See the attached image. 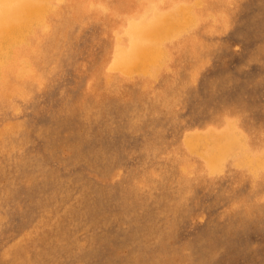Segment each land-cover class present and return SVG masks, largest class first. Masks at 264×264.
<instances>
[{"label": "rangeland", "instance_id": "rangeland-1", "mask_svg": "<svg viewBox=\"0 0 264 264\" xmlns=\"http://www.w3.org/2000/svg\"><path fill=\"white\" fill-rule=\"evenodd\" d=\"M80 1L29 23L37 75L0 98V264H264V0ZM162 12L194 19L142 37Z\"/></svg>", "mask_w": 264, "mask_h": 264}, {"label": "bare ground", "instance_id": "bare-ground-1", "mask_svg": "<svg viewBox=\"0 0 264 264\" xmlns=\"http://www.w3.org/2000/svg\"><path fill=\"white\" fill-rule=\"evenodd\" d=\"M51 0H0V98L2 99V98H6V97H8L9 96V94H14V95H16L17 96V94H22L24 91H23V89H25L24 88V86L21 84V81L23 80V78H25V77H28V76H36L37 75V72H36V68H35V62L39 59V57L41 56V53H42V51H43V48H42V43H41V41L40 42H38L37 44H35L34 43V41H35V39H36V37H37V35H36V33L34 32V30L32 29V26H31V29L29 30V23L31 22V21H36V23L38 24H40V25H44L45 26V29H46V31L45 32H48L50 29H51V25H53V23L51 22V20H53L54 19V17H56V16H60V11H63V10H58L59 9V7H58V9L50 2ZM72 1V0H71ZM78 1H80V0H78ZM90 1V0H89ZM88 1V2H89ZM96 1V0H95ZM124 1V0H123ZM144 2H146V1H148V2H150L151 4H153V3H155V1L156 0H143ZM199 1V0H198ZM203 1V0H202ZM75 2V1H74ZM81 2V1H80ZM83 2H85V1H83ZM87 2V1H86ZM91 2H92V0H91ZM133 2V1H132ZM182 2V1H181ZM181 2H179V4H181ZM195 2V1H194ZM70 3V2H69ZM69 3H68V5H69ZM95 3H97V2H95ZM196 3V2H195ZM194 3V4H195ZM71 4V3H70ZM105 4H106V2H105ZM124 4H125V2H124ZM136 4H137V2H136ZM183 4V3H182ZM186 4V3H185ZM58 5V4H57ZM68 5H65V6H68ZM90 5H91V3H90ZM94 5V4H93ZM102 5H104V4H102ZM149 5V4H148ZM156 6H158V4H155ZM190 5V4H189ZM196 5V4H195ZM195 5H193V7H194V11H197V10H195ZM64 6V7H65ZM72 6V5H71ZM95 6V5H94ZM93 6V7H94ZM107 6V5H106ZM109 6V5H108ZM107 6V7H108ZM121 6H123V5H121ZM139 6V5H138ZM154 6V5H153ZM62 7V6H61ZM63 7V8H64ZM70 7V6H69ZM185 7V6H184ZM186 7H187V4H186ZM191 7V6H190ZM193 7H191V8H193ZM198 7H200L199 5H198ZM201 7H203V5H201ZM200 7V8H201ZM67 8V7H66ZM70 8H72V7H70ZM96 8V7H95ZM109 8V7H108ZM107 8V9H108ZM118 7H116V9H117ZM124 8V7H123ZM122 8V9H123ZM135 8V7H134ZM137 6H136V11H137ZM146 8V7H145ZM148 8V7H147ZM153 8H155V7H153ZM178 8V7H177ZM182 8V7H181ZM62 9V8H61ZM74 9V7L72 8V10ZM82 9V8H81ZM89 9H91L90 7H89ZM97 9V8H96ZM106 9V8H105ZM121 9V8H120ZM126 9L127 8H125V11H126ZM141 9V8H140ZM186 9V8H185ZM199 9V8H198ZM66 10H69V8L68 9H66ZM83 10V9H82ZM81 10V12H83ZM94 10V9H93ZM92 10V11H93ZM111 10V9H110ZM110 10H108V11H110ZM118 10V9H117ZM128 10V9H127ZM142 10V9H141ZM174 10H176V8L174 9ZM178 10V9H177ZM187 10V9H186ZM188 10L190 11V9L188 8ZM187 10V11H188ZM71 11V10H70ZM90 11V10H89ZM121 11H123V10H121ZM135 11V12H136ZM144 11H145V9H144ZM172 11V10H171ZM179 11V10H178ZM178 11H176V13L178 12ZM188 11V13L189 14H191L190 12ZM193 11V10H192ZM198 11H200V13L201 12H203L202 10H198ZM72 12V11H71ZM106 12H107V10H106ZM114 12V11H113ZM124 12V11H123ZM142 12V11H141ZM140 12V13H141ZM180 12V11H179ZM178 12V13H179ZM63 13V12H62ZM67 13H68V11H67ZM96 13H97V11H96ZM108 13V12H107ZM120 13V12H119ZM119 13H117V14H119ZM134 13V12H133ZM150 13V12H149ZM165 13V12H164ZM172 13V12H171ZM170 13V14H171ZM176 13H174L173 12V14H175L176 15ZM177 13V14H178ZM193 13H197V12H193ZM199 13V14H200ZM204 13V12H203ZM238 13V12H237ZM69 14V13H68ZM94 14H95V12H94ZM93 14V15H94ZM144 14H147V12L145 13L144 12ZM151 14V13H150ZM161 14V13H160ZM170 14H163V12H162V16L163 15H165L164 17H157V18H155L154 19V22L152 23V24H148V22H144V24H148L147 25V27H145L144 26V28H141L140 29V35H142V37L144 36H149V37H151L152 38V40H153V38H156L157 39V41H158V38L159 37H163V35H166V34H168V33H170L172 36H178V34H179V32H180V30H182V26H183V21H185V23H186V20H191L192 19V16L191 15H183V16H187L188 17V19H182L183 21H179L176 17H175V20L177 19L179 22H177V21H175L174 19H173V17H172V15H170ZM179 14H181V13H179ZM178 14V15H179ZM198 14V16H200ZM205 14V13H204ZM224 14V13H223ZM61 15H63V14H61ZM85 15V14H84ZM83 15V16H84ZM88 15V14H87ZM92 15V16H93ZM101 15V14H100ZM104 15V14H103ZM106 15V14H105ZM130 15L131 14H129V18H132V17H130ZM135 15V14H134ZM175 15H173V16H175ZM193 15V14H192ZM65 16V15H64ZM67 16V15H66ZM82 16V17H83ZM86 16V15H85ZM97 16H98V14H97ZM106 16H108V15H106ZM105 16V17H106ZM128 16V15H127ZM133 16V15H132ZM147 16V15H146ZM149 16V15H148ZM196 16V15H195ZM202 16V15H201ZM200 16V18L199 19H202V20H204L202 17ZM69 17V16H68ZM89 17H90V13H89ZM95 17V16H94ZM143 17V16H142ZM115 18V17H114ZM119 18V17H118ZM136 18V17H135ZM83 19H85L84 17H83ZM138 19V18H137ZM194 19V18H193ZM192 19V20H193ZM196 19H197V17H196ZM198 19V20H199ZM82 20V19H81ZM120 20V19H119ZM128 20V19H127ZM133 19H131V21H132ZM145 20V19H144ZM198 20L196 21V20H194V21H196V22H198ZM54 21V20H53ZM200 21V20H199ZM119 22V21H118ZM122 22V21H121ZM133 22V21H132ZM135 22V21H134ZM133 22V23H134ZM138 22V21H137ZM35 22H34V24H36ZM69 23V22H68ZM106 23H107V21H106ZM111 23V22H110ZM124 23V22H123ZM188 23V22H187ZM189 23H191V22H189ZM193 23V22H192ZM191 23V24H192ZM131 24V23H130ZM109 25V24H108ZM116 25L118 26V24H117V22H116ZM137 25V24H136ZM186 25H188V24H186ZM36 26V25H35ZM34 26V27H35ZM39 26V25H38ZM113 26V25H112ZM126 26V25H125ZM109 27H111V26H109ZM104 28V27H103ZM118 28V27H117ZM135 28H137L136 26H135ZM35 29V28H34ZM42 29H44L43 27H42ZM55 29V28H54ZM64 29V28H63ZM130 29V28H129ZM108 30V29H107ZM132 30V29H131ZM138 31H139V29H137ZM135 31V30H134ZM137 31V33H139ZM107 32H109V30L107 31ZM129 32H131V31H129ZM133 32V31H132ZM40 33V32H39ZM42 33V32H41ZM125 33H127V32H125ZM134 33V32H133ZM132 33V34H133ZM42 34H44V33H42ZM170 34H168V36L170 35ZM41 35V34H40ZM126 35V34H125ZM130 35H131V33H130ZM135 34H133V36H134ZM44 36V35H43ZM122 36V35H121ZM79 37V36H78ZM125 37V36H124ZM130 37V36H129ZM141 37V36H140ZM141 37V38H142ZM166 37V36H165ZM39 38H41V37H39ZM123 38V37H122ZM128 38V37H127ZM132 38V37H131ZM171 38V37H170ZM80 39H82V38H80ZM144 39V38H143ZM145 39H146V37H145ZM148 39V38H147ZM156 39H154V40H156ZM163 40H164V38H162ZM122 40V39H121ZM121 40H119V41H121ZM129 40V39H128ZM131 40V39H130ZM138 40V39H137ZM137 40H135L134 41V45H135V43H136V41ZM149 40H150V38H149ZM165 40H167V38L165 39ZM78 41V40H77ZM87 41V40H86ZM123 41V40H122ZM121 41V43H123ZM140 41V40H139ZM160 41V40H159ZM133 42V41H132ZM193 42V41H192ZM139 44H140V46L142 47V45L141 44H143V42H138L137 43V46H139ZM127 46H128V44H126ZM133 45V47H135ZM144 45V44H143ZM182 45H184L183 43H182ZM194 46H195V44H193ZM193 45H192V47H193ZM68 46V45H67ZM105 46V45H104ZM113 46V45H112ZM125 46V45H124ZM130 46V45H129ZM109 47V46H108ZM108 47H106V48H108ZM143 47H145V46H143ZM147 47V46H146ZM152 47V46H151ZM150 47V48H151ZM190 47V49H191V46H189ZM122 48V47H121ZM153 48V47H152ZM151 48V49H152ZM132 48H130V50H131ZM135 49V48H134ZM138 49H142V48H138ZM154 49V48H153ZM75 50V49H74ZM103 50V49H102ZM115 50V49H114ZM121 50V49H120ZM130 50H128V51H130ZM136 50V49H135ZM135 50H133V51H135ZM168 50V49H167ZM122 51V50H121ZM126 51V50H125ZM150 51V50H149ZM169 51V50H168ZM137 53H139V51H136ZM165 52V51H164ZM130 53V55H131V58H132V54H134V52L132 53V52H129ZM142 55H145L146 54V57H148L149 59H153V62H157V60L156 61H154V59L156 58L157 59V57H160V56H162L163 55V53H162V49H160L159 47L158 48H156V49H154L153 51H150V52H148V50H146L145 48H143V50H142ZM144 53V54H143ZM166 53V52H165ZM169 53V52H168ZM168 53H167V55H168ZM112 54V53H111ZM116 54V53H115ZM122 54V53H121ZM77 55V54H76ZM129 55V56H130ZM167 55H166V57H167ZM65 56V55H64ZM125 56V55H124ZM136 56V55H135ZM165 55H163V57H164ZM180 56V55H179ZM117 57V56H116ZM137 57V56H136ZM142 57V56H141ZM140 57V58H141ZM165 57V58H166ZM115 58V57H114ZM122 57H120V60H124V59H121ZM137 58H139V57H137ZM162 58V57H161ZM160 58V59H161ZM169 58V57H168ZM119 59V58H118ZM128 59H130V58H128ZM160 59H159V61H160ZM169 60V59H168ZM58 61V60H57ZM116 61V60H115ZM130 61V63L128 62H125V63H127V64H129V65H123V64H118V65H121V66H118V69L120 68V69H125V71H127L128 73H133V74H136V73H134L133 71H137L138 70V72L140 73V68L141 69H143L142 67H144V66H146V64H148V62H146V61H143V58H141V59H139V60H129ZM152 61V60H151ZM42 62V61H41ZM49 62V61H48ZM54 62V61H53ZM120 62V61H119ZM118 62V63H119ZM161 62V63H160ZM159 63L160 64H157L158 66L160 65L161 66V64L162 63H165V61H163V59H161V61H160ZM124 63V62H123ZM132 63V64H131ZM152 63V62H151ZM112 64V63H111ZM110 64V65H111ZM116 64V63H115ZM153 64V63H152ZM173 64V63H172ZM113 65V64H112ZM111 65V66H112ZM149 65H150V63H149ZM148 65V66H149ZM115 66V65H114ZM113 66V67H114ZM152 67V66H151ZM157 67V66H156ZM112 68V67H111ZM148 69H150L149 67H147ZM153 68V67H152ZM159 68V67H158ZM147 69V70H148ZM144 70V69H143ZM141 71L142 73H144V71ZM151 70V69H150ZM111 71V70H110ZM117 71H119V70H117ZM122 71V70H121ZM125 71H123V72H125ZM147 72V71H146ZM50 73V72H49ZM56 73V72H55ZM148 73H150V72H148ZM146 74V73H145ZM151 74H152V72H151ZM43 75V74H42ZM131 75V74H130ZM145 76V75H144ZM46 78V77H45ZM114 78V77H113ZM107 80V79H106ZM112 83V82H111ZM34 85V84H33ZM116 85V84H115ZM139 85V84H138ZM108 86V85H107ZM117 86V85H116ZM48 88V87H47ZM60 90V89H59ZM25 91L27 92V90L25 89ZM148 93V92H147ZM27 94V93H26ZM25 93H24V95H26ZM60 94V93H59ZM146 94V93H145ZM23 95V94H22ZM24 95H23V97H24ZM65 95V94H64ZM13 96V95H12ZM11 96V97H12ZM26 96H28V95H26ZM25 96V97H26ZM18 97V96H17ZM155 98H156V96H155ZM7 99V98H6ZM5 99V100H6ZM13 100H14V98H12ZM148 100V99H147ZM6 101H8V100H6ZM11 101V100H10ZM86 101H88V100H85V102ZM3 102V101H2ZM91 102V101H90ZM144 102H146V101H144ZM159 102H161V101H159ZM4 103V102H3ZM65 103V102H64ZM71 103V102H70ZM88 103V102H87ZM148 103H150V102H148ZM1 104V103H0ZM28 104V103H27ZM73 104V103H72ZM159 104V103H158ZM4 105V104H3ZM44 106V105H43ZM82 106V105H81ZM100 106H101V104H100ZM104 106V105H103ZM24 107V106H23ZM102 107V106H101ZM144 107V106H143ZM150 107V106H149ZM104 108V107H103ZM29 109V108H28ZM58 110V109H57ZM56 110V111H57ZM82 110V109H81ZM121 110V109H120ZM152 110V109H151ZM59 112V111H58ZM73 112V111H72ZM13 113V112H12ZM98 113V112H97ZM141 113V112H140ZM37 114V113H36ZM92 114V113H91ZM132 115V114H131ZM142 115V114H141ZM140 115V116H141ZM84 116H86V115H84ZM99 116V115H98ZM147 116V115H146ZM136 117V116H135ZM90 118V117H89ZM97 118V117H96ZM127 118V117H126ZM139 118V117H138ZM8 119V118H7ZM13 120V119H12ZM137 120V119H136ZM21 121V120H20ZM94 122V121H93ZM98 123V122H97ZM138 124V123H137ZM23 126V125H22ZM21 126V127H22ZM88 127V126H87ZM3 128V127H2ZM20 128V127H19ZM209 128H211V127H209ZM6 129V132L8 131V127L6 126L5 128H3V129H0V140L2 139V138H4L3 136H4V130ZM130 129V128H129ZM208 129V128H207ZM206 130V129H205ZM132 131V130H131ZM207 131V130H206ZM195 132H197V131H195ZM210 132V131H209ZM37 133V132H36ZM87 133V132H86ZM54 134V133H53ZM16 135V134H15ZM156 135V134H155ZM21 137H22V134L20 135ZM87 136V135H86ZM204 136V135H203ZM19 137V136H18ZM202 137V136H201ZM57 138V137H56ZM156 138V137H155ZM47 139H48V137H47ZM208 139V138H207ZM20 140V139H19ZM193 140V139H192ZM215 140H216V144H215V146H214V149H213V151H214V154H223L224 153V150H225V148L228 146V144H229V141L228 140H226V139H224L223 138V136H218V137H216L215 138ZM11 141V140H10ZM9 141V142H10ZM17 141V140H16ZM199 141V140H198ZM197 141V142H198ZM14 142V141H13ZM19 143V142H18ZM95 143V142H94ZM99 143V142H98ZM97 143V144H98ZM191 143V142H190ZM196 143V142H195ZM20 144V143H19ZM96 145V144H95ZM25 146V145H24ZM94 146V145H93ZM97 146V145H96ZM5 147V146H4ZM122 147V146H121ZM145 147V146H144ZM192 147V146H191ZM62 148V147H61ZM102 148V147H101ZM106 148V147H105ZM153 148V147H152ZM193 149H195L194 147H193ZM5 150V149H4ZM110 150H112V149H110ZM156 150V149H155ZM160 150V149H159ZM9 151V150H8ZM114 151V150H113ZM115 151H117V150H115ZM195 151V150H194ZM3 152V151H2ZM104 152V151H103ZM199 152V151H198ZM203 152V151H202ZM19 153H20V151H19ZM118 153V152H117ZM140 153V152H139ZM3 154V153H2ZM38 154V153H37ZM36 154V155H37ZM102 154V153H101ZM148 154V153H147ZM150 154V153H149ZM153 154V153H152ZM194 154V153H193ZM199 154V153H198ZM203 154H204V152H203ZM205 155V154H204ZM203 155V156H204ZM146 156V155H145ZM220 156H223V155H220ZM34 157V156H33ZM96 157V156H95ZM104 157H106V155L104 156ZM118 157V156H117ZM116 157V158H117ZM24 158V157H23ZM25 158H27V157H25ZM30 158V157H29ZM28 159V158H27ZM61 159V158H60ZM113 159V158H112ZM213 159H215V158H213ZM5 160H8V159H5ZM25 160V159H24ZM106 160V159H105ZM212 160V159H211ZM10 161V160H9ZM21 161H23V160H21ZM30 161V160H29ZM6 162V161H5ZM8 162V161H7ZM107 162V161H106ZM118 162V161H117ZM95 164V163H94ZM114 164V163H113ZM16 165V164H15ZM13 166V165H12ZM98 166V165H97ZM96 167V166H95ZM20 168V167H19ZM97 168V167H96ZM99 168V167H98ZM23 169V168H22ZM65 169V168H64ZM130 169V168H129ZM216 169V168H215ZM6 170H8V169H6ZM57 170V169H56ZM26 171V170H25ZM22 172V171H21ZM35 172V171H34ZM192 172V171H191ZM20 173V172H19ZM33 174V173H32ZM20 176V175H19ZM26 176V175H25ZM14 177V176H13ZM31 177H33V176H31ZM30 178V177H29ZM3 179V178H2ZM11 179H12V177H11ZM20 179V178H19ZM125 179V178H124ZM16 180V179H15ZM148 180V179H147ZM78 181V180H77ZM88 181V180H87ZM24 182H25V180H24ZM76 182V181H75ZM15 184V183H14ZM82 184V183H81ZM158 185V184H157ZM100 186V185H99ZM152 186V185H151ZM129 188V187H128ZM183 188V187H182ZM68 189V188H67ZM74 189V188H73ZM108 189V188H107ZM135 189V188H134ZM145 190V189H144ZM54 191V190H53ZM80 191V190H79ZM134 191V190H133ZM71 192H72V190H71ZM109 192V191H108ZM107 193V192H106ZM51 194V193H50ZM79 194V193H78ZM89 194V193H88ZM98 194V193H97ZM60 195V194H59ZM130 195H131V193H130ZM46 197V196H45ZM94 197V196H93ZM121 197V196H120ZM46 199V198H45ZM76 199V198H75ZM118 200V199H117ZM37 201V200H36ZM93 201V200H92ZM131 201V200H130ZM132 201H133V199H132ZM131 201V202H132ZM56 202V201H55ZM68 202V201H67ZM94 202V201H93ZM80 203V202H79ZM135 203V202H134ZM143 203V202H142ZM83 204V203H82ZM114 204V203H113ZM148 204V203H147ZM54 205V204H53ZM112 205V204H111ZM136 205V204H135ZM6 206V205H5ZM4 206V207H5ZM44 206V205H43ZM51 206H52V204H51ZM68 206V205H67ZM131 206V205H130ZM133 206V205H132ZM40 207V206H39ZM48 207V206H47ZM79 207V206H78ZM83 207V206H82ZM117 207H118V204H117ZM123 207V206H122ZM155 207V206H154ZM3 208V207H2ZM44 208V207H43ZM86 208V207H85ZM149 208V207H148ZM45 209V208H44ZM49 209V208H48ZM61 209V208H60ZM63 209V208H62ZM61 209V210H62ZM130 209H131V207H130ZM41 210H42V207H41ZM126 210V209H125ZM4 211V210H3ZM59 211V210H58ZM5 212V211H4ZM40 212V211H39ZM45 212V211H44ZM47 212V211H46ZM64 212V211H63ZM77 212V211H76ZM126 212V211H125ZM128 212V211H127ZM137 212V211H136ZM32 213H34V212H32ZM41 213V212H40ZM59 213V212H58ZM121 213V212H120ZM148 213V212H147ZM42 215H43V212L41 213ZM40 214V215H41ZM64 214H65V212H64ZM127 214V213H126ZM125 214V215H126ZM6 215V214H5ZM53 215V214H52ZM51 215V216H52ZM70 215V214H69ZM123 215V214H122ZM146 215V214H145ZM149 215V214H148ZM7 216V215H6ZM38 216V215H37ZM49 216V215H48ZM58 216V215H57ZM136 216V215H135ZM50 217V216H49ZM119 217V216H118ZM134 217V216H133ZM136 218H137V216H136ZM153 218V217H152ZM0 219H1V217H0ZM4 219V218H3ZM38 219H39V217H38ZM2 220V219H1ZM35 221V220H34ZM2 222V221H1ZM36 222V221H35ZM48 222V221H47ZM135 222V221H134ZM34 223V222H33ZM38 223V222H37ZM58 223V222H57ZM68 223V222H67ZM140 223H142V222H140ZM35 224V223H34ZM71 224V223H70ZM42 225H44V224H42ZM48 225V224H47ZM66 225V224H65ZM161 225V224H160ZM53 226V225H52ZM68 226V225H67ZM91 226V225H90ZM38 229V228H37ZM102 229V228H101ZM31 230H32V228H31ZM90 230V229H89ZM39 231V230H38ZM55 231V230H54ZM84 231V230H83ZM48 232H49V230H48ZM51 232V231H50ZM85 232V231H84ZM98 232V231H97ZM103 232V231H102ZM148 232V231H147ZM35 233H37V232H35ZM39 233V232H38ZM46 233V232H45ZM63 233V232H62ZM61 233V234H62ZM104 233V232H103ZM103 233H101V234H103ZM53 235V234H52ZM113 235V234H112ZM37 236V235H36ZM54 236V235H53ZM71 236V235H70ZM85 236V235H84ZM88 236V235H87ZM95 236H96V234H95ZM48 237V236H47ZM93 237V236H92ZM94 238V237H93ZM93 238L91 239L92 241H93ZM42 239V238H41ZM44 240V239H43ZM87 240V239H86ZM95 240V239H94ZM12 241V240H11ZM20 241V240H19ZM89 242V241H88ZM87 242V243H88ZM90 243V242H89ZM53 244H55V243H53ZM13 245V244H12ZM57 245H58V243H57ZM17 246V245H16ZM15 246V247H16ZM85 246V245H84ZM69 248V247H68ZM5 252V251H4ZM119 256V255H118ZM137 258V257H136ZM77 260H79V259H77ZM84 262V261H83Z\"/></svg>", "mask_w": 264, "mask_h": 264}]
</instances>
